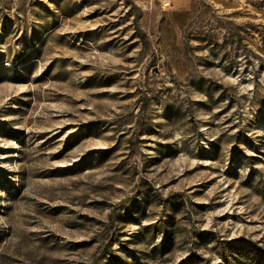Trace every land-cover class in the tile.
Listing matches in <instances>:
<instances>
[{"label": "rangeland", "instance_id": "1", "mask_svg": "<svg viewBox=\"0 0 264 264\" xmlns=\"http://www.w3.org/2000/svg\"><path fill=\"white\" fill-rule=\"evenodd\" d=\"M0 264H264V0H0Z\"/></svg>", "mask_w": 264, "mask_h": 264}, {"label": "trees", "instance_id": "2", "mask_svg": "<svg viewBox=\"0 0 264 264\" xmlns=\"http://www.w3.org/2000/svg\"><path fill=\"white\" fill-rule=\"evenodd\" d=\"M143 36H144V35H142V37H143ZM127 200H128V199H126V200L123 201V202L120 201V203L118 204V209H119V210H124V209H126V208L128 207ZM115 214H116V212L113 213V212L111 211V212L109 213L110 218H113Z\"/></svg>", "mask_w": 264, "mask_h": 264}]
</instances>
